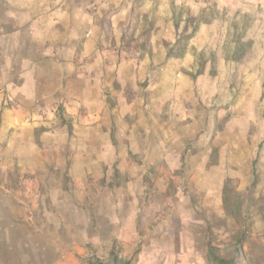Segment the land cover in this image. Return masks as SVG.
<instances>
[{
    "label": "rangeland",
    "instance_id": "rangeland-1",
    "mask_svg": "<svg viewBox=\"0 0 264 264\" xmlns=\"http://www.w3.org/2000/svg\"><path fill=\"white\" fill-rule=\"evenodd\" d=\"M94 1L0 0V29L15 35L8 44L2 42L11 54L0 51V68L14 69L20 63L22 38L15 31L38 10L34 6L39 2L42 13L51 8L67 12L66 24L74 29L87 13L100 14L104 32H110L113 8L87 5ZM137 1L124 24L125 47L145 51L154 32L169 58H181L190 48L195 64L188 76H200L194 120L179 122L176 142L170 143L169 135L165 138L164 157H170V165L162 160L147 170L150 176L177 178L179 184L155 194L151 208H141L147 200L139 201V209L130 208L133 200L120 195L130 174L121 167L119 153L82 151L86 138L61 104L51 105L52 118L42 120L49 125L32 126L37 119L23 123L15 142L54 144L59 151L47 152L46 158L66 165L43 184H36L31 174H21L16 163L11 170L0 166V264H107L111 256L119 264H207L208 248L227 257L237 243L239 264H264V78L248 82L242 70L243 63L258 59L251 48L264 35V0H154L147 14L137 8ZM244 4L253 7L243 11ZM3 17L8 19L2 22ZM196 17L200 24L188 37ZM7 74L0 73V80ZM254 80L259 88L251 83ZM15 107L0 92V113ZM55 122L63 127L62 134L52 133ZM91 138L90 143L97 144L96 137ZM109 140L118 145L115 133ZM87 157L90 174L81 177ZM142 160L141 153L128 154V162L140 165ZM131 226L136 229L132 233Z\"/></svg>",
    "mask_w": 264,
    "mask_h": 264
},
{
    "label": "crops",
    "instance_id": "crops-1",
    "mask_svg": "<svg viewBox=\"0 0 264 264\" xmlns=\"http://www.w3.org/2000/svg\"><path fill=\"white\" fill-rule=\"evenodd\" d=\"M41 3L34 6L38 10L28 14L15 31L22 38L18 55L16 53L20 63L14 69L0 68V73H11L2 76L0 92H5V96L17 104V107L0 113V157H5L3 162L0 160V166L11 170L16 163L22 169L21 174H31L36 184H43V179L66 165L65 161L46 158L47 152L59 151L60 147L54 144L42 147L15 142L21 124L37 119L38 122L32 126H48L49 123L42 120L52 118L51 105L61 104L65 115L74 121L75 130H80L81 136L87 140L82 151L119 153L117 157L121 167L130 174L125 187L119 188L120 195L124 193L133 200L129 207L139 209V201L147 200L140 206L151 208L150 199L157 193L169 192V185L176 186L179 180L165 175L150 176L147 170L162 160L170 165V157H164L165 138L169 135V142H176L174 137L179 135V122L186 118L194 120L199 110L195 106L199 104L195 89L200 76L195 80L188 76L195 64L193 51L189 48L181 58H167L166 50L157 45L160 39L154 32L147 38L145 51L125 47L122 35L133 0H96L87 4L97 6V10L107 6L113 8L108 33L103 30L100 14L96 17V13H87L81 25L74 29L66 24L67 12L51 8L42 13ZM153 5L154 0L136 3L142 14H147ZM249 7L253 6L242 5L243 11H248ZM6 19L8 17H3L2 22ZM1 29L0 51L2 55L10 56L9 46L4 44H8L9 36L15 35ZM165 34L160 35L163 42L167 40ZM254 41L251 54L258 55V59L253 64H242L248 82L264 78V35ZM22 55L31 58H22ZM251 83L259 88L255 80ZM16 123H19L17 127ZM54 125L53 134L64 132L56 122ZM113 133L117 136L116 148L109 140ZM90 137H96L97 144L90 143ZM25 152H29L28 156ZM129 153H141L142 163L128 162ZM87 159L82 166L81 177L90 174V159ZM159 168H163L162 165ZM176 190L180 188L176 187ZM134 215L136 213L131 216ZM128 230L132 233L136 229L131 226Z\"/></svg>",
    "mask_w": 264,
    "mask_h": 264
},
{
    "label": "trees",
    "instance_id": "trees-1",
    "mask_svg": "<svg viewBox=\"0 0 264 264\" xmlns=\"http://www.w3.org/2000/svg\"><path fill=\"white\" fill-rule=\"evenodd\" d=\"M195 22L194 27L191 30V34L188 35L190 37L192 34L195 33L197 25L200 24L199 19L196 17L193 19ZM177 44L180 43V41L176 42ZM167 57H170L167 55ZM240 243H237V245L233 246L232 249L229 252V255L227 257H222L218 254L217 251L213 250L212 248H208L207 251V264H239V261L241 259L240 257V249L238 247ZM93 264H103L100 261H97L96 263ZM107 264H119L117 257L111 256V260ZM123 264H128L124 262Z\"/></svg>",
    "mask_w": 264,
    "mask_h": 264
}]
</instances>
